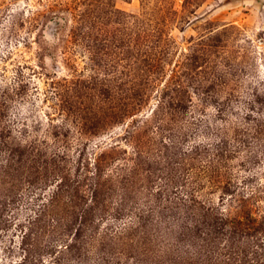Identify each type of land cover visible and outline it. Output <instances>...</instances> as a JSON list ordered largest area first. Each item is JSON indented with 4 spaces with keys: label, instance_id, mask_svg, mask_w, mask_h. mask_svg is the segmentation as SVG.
<instances>
[{
    "label": "rangeland",
    "instance_id": "374dc122",
    "mask_svg": "<svg viewBox=\"0 0 264 264\" xmlns=\"http://www.w3.org/2000/svg\"><path fill=\"white\" fill-rule=\"evenodd\" d=\"M0 264H264V0H0Z\"/></svg>",
    "mask_w": 264,
    "mask_h": 264
},
{
    "label": "trees",
    "instance_id": "16d2710c",
    "mask_svg": "<svg viewBox=\"0 0 264 264\" xmlns=\"http://www.w3.org/2000/svg\"><path fill=\"white\" fill-rule=\"evenodd\" d=\"M243 200H244V199H243ZM211 210H212V209L209 207V208H208V213L212 212ZM211 214H212V213H211ZM208 215H209V214H208ZM209 222H210V221H209ZM209 222L207 223V228H210V227H212V226L215 227V222H214V223H213V222H212V223H211V222L209 223ZM242 224H243V222H242V219H241V218H234L233 221H232V226H233V227H237L238 225H240V227H241ZM213 227H212V228H213ZM216 228H217V227H216ZM237 228H238V227H237Z\"/></svg>",
    "mask_w": 264,
    "mask_h": 264
}]
</instances>
